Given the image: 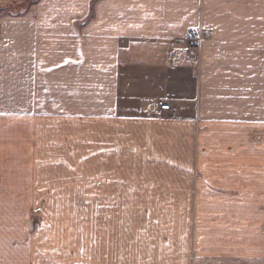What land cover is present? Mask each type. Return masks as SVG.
Segmentation results:
<instances>
[{
	"label": "crops",
	"instance_id": "1",
	"mask_svg": "<svg viewBox=\"0 0 264 264\" xmlns=\"http://www.w3.org/2000/svg\"><path fill=\"white\" fill-rule=\"evenodd\" d=\"M24 1L0 14V264L264 263V0L0 11Z\"/></svg>",
	"mask_w": 264,
	"mask_h": 264
},
{
	"label": "built area",
	"instance_id": "2",
	"mask_svg": "<svg viewBox=\"0 0 264 264\" xmlns=\"http://www.w3.org/2000/svg\"><path fill=\"white\" fill-rule=\"evenodd\" d=\"M206 39V33L202 30L190 31L187 39L184 42L183 51L188 54L191 58H194L196 52L200 48L202 41ZM158 108L162 112L171 113V117H175L174 112L172 111V105L168 101H159L157 103Z\"/></svg>",
	"mask_w": 264,
	"mask_h": 264
},
{
	"label": "rangeland",
	"instance_id": "3",
	"mask_svg": "<svg viewBox=\"0 0 264 264\" xmlns=\"http://www.w3.org/2000/svg\"><path fill=\"white\" fill-rule=\"evenodd\" d=\"M34 2H35V0H29V6H31L32 4H34ZM27 6V5H26ZM3 7V6H2ZM2 7H0V10L2 9ZM6 7V9L5 10H3V11H0V14H8V13H20V12H23L24 11V8H25V1H24V4L22 3V4H20V3H16L15 5H12V6H5ZM7 7H9V9H7ZM206 38H207V35H206ZM199 50V49H198ZM198 53V51L196 52V54ZM188 55V54H187ZM196 56V55H195ZM190 57V56H189ZM191 58V57H190ZM193 59V58H192ZM159 102V101H158ZM75 149H77V147H75ZM76 153V152H75ZM60 157V159H64L65 158V156H59ZM56 164H60L61 165V163H55L54 165H56ZM73 164H75V165H77L78 167L81 165V163H79V162H75V163H73ZM252 264V263H251ZM260 264H264L263 262H261Z\"/></svg>",
	"mask_w": 264,
	"mask_h": 264
}]
</instances>
